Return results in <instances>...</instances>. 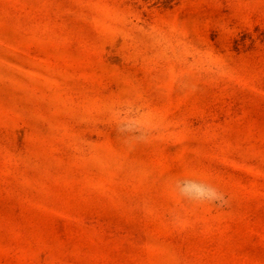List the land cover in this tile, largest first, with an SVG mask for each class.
<instances>
[{
    "label": "rangeland",
    "instance_id": "1",
    "mask_svg": "<svg viewBox=\"0 0 264 264\" xmlns=\"http://www.w3.org/2000/svg\"><path fill=\"white\" fill-rule=\"evenodd\" d=\"M0 264H264V0H0Z\"/></svg>",
    "mask_w": 264,
    "mask_h": 264
},
{
    "label": "clouds",
    "instance_id": "2",
    "mask_svg": "<svg viewBox=\"0 0 264 264\" xmlns=\"http://www.w3.org/2000/svg\"><path fill=\"white\" fill-rule=\"evenodd\" d=\"M115 123V131L127 143H146L149 132L155 127L146 114L136 105L125 104L108 109ZM168 189L188 208L212 205L217 209L228 208L231 198L213 183L190 177L172 178L167 182ZM170 222L181 226L185 222L183 209H171L167 213Z\"/></svg>",
    "mask_w": 264,
    "mask_h": 264
}]
</instances>
